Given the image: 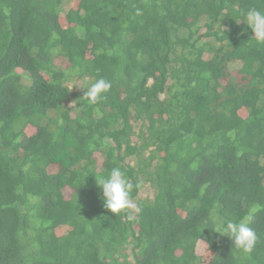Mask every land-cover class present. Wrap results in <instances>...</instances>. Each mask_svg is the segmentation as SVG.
Returning <instances> with one entry per match:
<instances>
[{"label": "trees", "instance_id": "obj_1", "mask_svg": "<svg viewBox=\"0 0 264 264\" xmlns=\"http://www.w3.org/2000/svg\"><path fill=\"white\" fill-rule=\"evenodd\" d=\"M64 1L0 0V264H264V0Z\"/></svg>", "mask_w": 264, "mask_h": 264}, {"label": "clouds", "instance_id": "obj_2", "mask_svg": "<svg viewBox=\"0 0 264 264\" xmlns=\"http://www.w3.org/2000/svg\"><path fill=\"white\" fill-rule=\"evenodd\" d=\"M243 16L244 23L254 33L255 41L264 44V11L250 8ZM111 86L110 81L99 78L86 88L83 97L87 98L89 103H97L105 99L104 94L110 90ZM96 181L101 190L104 207L111 213L119 214L130 209L135 213L141 211V208L131 198L133 188L139 189L141 185L136 184L134 186L121 167H112L106 174L99 175ZM128 219L133 220L134 216L129 214ZM217 223V232L228 236L235 248L245 253L252 251L257 237L249 226L248 219L239 221L220 219Z\"/></svg>", "mask_w": 264, "mask_h": 264}, {"label": "rangeland", "instance_id": "obj_3", "mask_svg": "<svg viewBox=\"0 0 264 264\" xmlns=\"http://www.w3.org/2000/svg\"><path fill=\"white\" fill-rule=\"evenodd\" d=\"M73 2V0H65L64 1V5L66 6V10H68V8L70 7L71 3ZM143 194H146L145 192H143Z\"/></svg>", "mask_w": 264, "mask_h": 264}]
</instances>
